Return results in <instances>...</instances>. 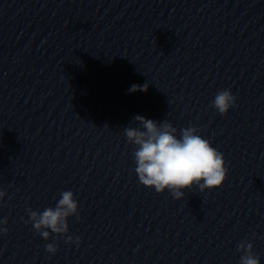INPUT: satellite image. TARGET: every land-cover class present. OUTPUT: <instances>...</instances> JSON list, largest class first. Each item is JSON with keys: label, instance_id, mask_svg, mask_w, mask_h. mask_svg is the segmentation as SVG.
Here are the masks:
<instances>
[{"label": "water", "instance_id": "95a60500", "mask_svg": "<svg viewBox=\"0 0 264 264\" xmlns=\"http://www.w3.org/2000/svg\"><path fill=\"white\" fill-rule=\"evenodd\" d=\"M136 115L200 129L222 185H142ZM0 190V264H239L241 241L264 264V0H0ZM64 191L78 218L44 240L27 210Z\"/></svg>", "mask_w": 264, "mask_h": 264}, {"label": "clouds", "instance_id": "9594fccd", "mask_svg": "<svg viewBox=\"0 0 264 264\" xmlns=\"http://www.w3.org/2000/svg\"><path fill=\"white\" fill-rule=\"evenodd\" d=\"M147 84H133L129 93L147 91ZM235 104V97L228 89L217 92L211 103L220 115H224ZM134 122L138 127H125L124 134L128 143L136 146L134 158L135 172L139 182L146 187H154L157 193L167 189L175 199H182L184 192L194 185L203 192L205 189L220 187L226 178L227 168L223 154L211 146L210 142L198 133L200 129L187 127L180 130L169 122H157L136 115ZM5 192L0 190V200ZM77 202L73 192L64 191L55 207L45 208L42 212L27 210L29 222L33 229L44 239L48 240L50 233L56 236L68 232L67 218L77 216ZM7 219H0V233H6ZM71 235L66 236L65 242H72ZM79 244V237H76ZM249 241H241L237 251L243 252L239 264H260L259 257L252 251ZM45 250L54 255L57 247L54 243L45 245Z\"/></svg>", "mask_w": 264, "mask_h": 264}]
</instances>
